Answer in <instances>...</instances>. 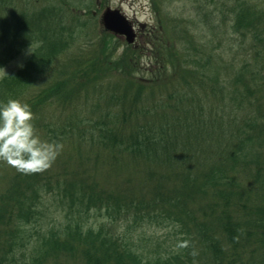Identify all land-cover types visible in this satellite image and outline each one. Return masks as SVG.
<instances>
[{
	"label": "trees",
	"instance_id": "obj_1",
	"mask_svg": "<svg viewBox=\"0 0 264 264\" xmlns=\"http://www.w3.org/2000/svg\"><path fill=\"white\" fill-rule=\"evenodd\" d=\"M7 1L0 6L13 4ZM43 1L32 13L1 10L0 67L21 47L35 48L0 79V103L24 99L33 112L42 104L72 106L33 123L42 139L76 144L90 168L9 177L0 192V264H264V0L232 7L243 54L235 43H172L176 69L149 79L137 75L134 57L114 60V50L102 48L83 60L79 81L78 71L60 73L41 87L54 59L77 47L88 26L73 8ZM163 88L170 89L155 94ZM104 152L110 167L129 154L123 167L139 168V184L101 188L91 181ZM54 212L59 224L49 226ZM93 213L104 220L90 223ZM158 219L177 229L175 243L149 246L145 235L138 241L131 233Z\"/></svg>",
	"mask_w": 264,
	"mask_h": 264
},
{
	"label": "rangeland",
	"instance_id": "obj_2",
	"mask_svg": "<svg viewBox=\"0 0 264 264\" xmlns=\"http://www.w3.org/2000/svg\"><path fill=\"white\" fill-rule=\"evenodd\" d=\"M8 1H11L13 4H8L9 6L6 4L1 5L0 15L4 13L1 10L6 8L7 10L15 9L18 14L23 11H30L32 13L37 11L44 3L43 0ZM56 1L69 8H73L72 11L78 14L79 18L88 21V26L86 27L87 31H83L78 36L76 41L77 47L75 45L73 48L65 50L54 59L55 62L52 66L55 69H49L46 72V76L43 77L44 79L39 82V86L41 87L48 84L51 80L54 81L55 76L60 73H66L68 75V72L78 71L76 75L79 81L81 77L80 70L84 63L83 60L90 59V57H94L95 55H101L102 48L105 54H109L114 50L111 54V59L114 60H117L123 54H129L139 61L141 69L136 71L138 76L156 79L160 76L163 77L171 74L176 69L170 55L172 52V49H170L172 43H176L181 49L187 41H196L195 39L199 42L212 44L215 47L220 42L223 45L235 43V49L239 50L240 54H243L242 51L245 53V48L247 47V45L240 46L238 44L241 37L239 34L233 35L234 30L231 29L235 16L232 9L235 0H85V4H82V6L81 0H72V2L71 0ZM67 1L69 2L67 3ZM107 7L120 9L132 20L137 31V37L134 43H128L125 36H119L109 32L103 26L102 13ZM224 17H226V20L222 21L221 19ZM216 22L221 23V25L215 29V31L217 30L215 33L211 34L209 27ZM224 24H227V27ZM106 34L109 35L107 36ZM202 35L206 36L203 37ZM236 38L237 40H234ZM78 47L80 48L78 49ZM28 48L29 46L21 47L19 54L3 67L8 75L14 73L26 63L25 61L30 56L26 54ZM34 48L35 45L33 44V51ZM17 49L18 47H16ZM217 51H220V48ZM225 55H228V57L232 56L228 52ZM102 57H104L103 54ZM2 71L3 69H0V72ZM168 89L163 88L162 90L156 91L155 94L158 95ZM80 103H83V101ZM54 105L52 107H47L43 104L40 105L38 108L39 112H33L34 121L46 122L58 116L61 111L67 114L72 109L70 105L66 107H57L56 104ZM63 143L64 146L59 156L48 171L59 172L64 167L70 170L79 169V171H83L87 167L90 168V166H87L90 165V161L84 160V156H82V159L80 158L78 149L75 146L76 144L74 145L69 141ZM107 155V152L102 153L103 158L97 164L99 167L96 172L94 174L92 173L91 181H97L101 188H127L129 184H125L126 181L130 184H139V168H134L136 172H132L131 169L127 168L125 170L123 167L124 159L129 157V154L125 153L122 158H119L118 162L113 160L112 167L106 162ZM130 166H135V164H128L127 167ZM113 168L115 170H112ZM16 173L17 171L14 168L0 162V192L7 187L9 177L14 176ZM243 175L244 173L237 174L238 179L244 178L247 181L248 178V181L254 180L252 176L249 179L248 175ZM247 186L248 184L244 183V187ZM253 194L252 196L254 197ZM150 197V194H147V199H150ZM156 212H152V214L155 215ZM57 215L56 212L53 214L48 213L47 225L59 224V220H52ZM99 216L97 214L94 216L93 213L90 218V223L96 225L95 221L97 219V223L104 220L103 217L101 218ZM123 228H125V224L120 222L118 229L122 230ZM113 229L117 230L116 225H114ZM176 230L173 225H169V221L165 220L162 222V219H158L143 222V224L133 228L131 233L138 238V241L142 235H145L147 237L145 242H150L148 244L149 246H156L160 242L163 243L166 241L168 244H162V248H165L177 241ZM30 250L31 244H28L25 253L27 254Z\"/></svg>",
	"mask_w": 264,
	"mask_h": 264
},
{
	"label": "clouds",
	"instance_id": "obj_3",
	"mask_svg": "<svg viewBox=\"0 0 264 264\" xmlns=\"http://www.w3.org/2000/svg\"><path fill=\"white\" fill-rule=\"evenodd\" d=\"M31 53H34L33 43L26 52ZM0 69H3L0 79L8 76L4 68ZM33 121L34 113L27 102L10 98L0 103V162L24 175L50 169L63 148L62 144L42 139ZM180 247H187V243Z\"/></svg>",
	"mask_w": 264,
	"mask_h": 264
},
{
	"label": "water",
	"instance_id": "obj_4",
	"mask_svg": "<svg viewBox=\"0 0 264 264\" xmlns=\"http://www.w3.org/2000/svg\"><path fill=\"white\" fill-rule=\"evenodd\" d=\"M102 23L108 30L124 35L129 43L136 39V32L132 22L119 9H107L102 14Z\"/></svg>",
	"mask_w": 264,
	"mask_h": 264
}]
</instances>
